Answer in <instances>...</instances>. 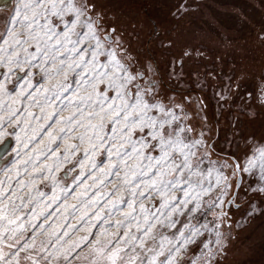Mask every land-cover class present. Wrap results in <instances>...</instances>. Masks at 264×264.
<instances>
[{
  "label": "snow or ice",
  "instance_id": "1",
  "mask_svg": "<svg viewBox=\"0 0 264 264\" xmlns=\"http://www.w3.org/2000/svg\"><path fill=\"white\" fill-rule=\"evenodd\" d=\"M103 20L95 0L0 9V264H221V197L233 186L246 204L264 197V142L212 159L184 106L164 102L151 64L146 76ZM257 95L264 105V81Z\"/></svg>",
  "mask_w": 264,
  "mask_h": 264
},
{
  "label": "rangeland",
  "instance_id": "2",
  "mask_svg": "<svg viewBox=\"0 0 264 264\" xmlns=\"http://www.w3.org/2000/svg\"><path fill=\"white\" fill-rule=\"evenodd\" d=\"M128 1L133 3L134 1L136 2L135 7L138 8L137 13L135 11L133 13V9H131L132 11L130 12L126 11L125 14L118 15L116 7L121 6V0H95L96 7L98 8L97 10L101 11L104 15L103 23L110 27V25L118 22V26L120 28H123V24L127 23L132 25L135 23L138 25L136 28H140L144 24L143 10L138 6L140 0H127V2ZM142 3L145 6L148 1L143 0ZM127 4H129V7H132V4L130 5L129 2ZM200 6V11H196L194 12L193 16H190V26L188 28L180 26L184 28V30L178 29L176 31H169V29H166L176 28V26L174 24L171 26L170 21L166 22L164 19H159L158 11L160 9L164 10L165 8L162 6V4L161 6L158 4V9H156L155 4L148 5V10L150 12L148 19L152 21L154 18L157 23L160 21L159 24L163 26V30L166 29L164 34H162V38H173V41L175 42L174 44H176V47L173 48V53L176 52L179 55L181 53V49L184 46L185 48L188 47V49L194 52L195 50L193 45L202 43L204 48L201 49L200 52L205 53V57H208L207 61H213V63L216 61L218 64L222 63V68L225 64V56H228L231 51L232 53L237 52L238 56L240 52L242 53V56L245 52L248 54L247 59L253 61L248 64L245 62L242 63V67H246L247 65L249 68L255 70L258 69V71L262 70L264 66V40H258L260 30L264 28V7L262 0H206L201 2ZM8 7H11V5L0 7V9H5ZM110 15L113 17V19H108ZM162 15L163 16L161 17L163 18H169L168 15ZM151 25L152 26H149L150 29L152 27H157L156 24L151 23ZM141 28L144 30V27ZM228 28L236 30V33L240 32V29L250 30L243 32V36L236 39L233 37V34L229 32ZM152 29L151 32L149 31V34L154 33V30ZM143 30L141 32L144 33ZM120 31L121 30H119V32ZM119 32L117 34H119ZM254 35H256L257 38ZM128 36H125V38L121 36V39L124 42V47L127 49L128 53H135V48L126 46L128 43L126 38H128ZM237 55H231L230 58L233 59L232 61L237 59ZM239 69L240 64L236 65V63H233L231 68L228 70V74L233 75L235 71L238 73ZM206 99H208V97L204 96V100ZM12 139L14 140V137ZM259 140L264 142V137L260 138ZM13 147H15V144H13ZM232 147L235 148L233 143H231V145L227 148L230 151L232 150ZM242 149V156H244L246 151L245 146H243ZM243 176L246 181L252 183L247 174H243ZM234 191L235 187L233 186V188H231L227 194V198H225V196L221 197V199L225 201L223 207L224 211L227 210V201L233 196ZM218 195L219 191L214 192L211 194L210 198L216 199ZM237 197L238 199L236 202L241 206L237 209L233 205L230 207V209L227 211L229 215L227 222L221 223L220 221H216V223L220 224L219 230L225 235V237H227L226 246L224 249L225 253H222L220 256L216 257V260H219L221 264H264V197L254 193L249 194L246 197L249 203L246 204L244 203L245 193L240 189L238 191ZM217 203H219V201H217ZM251 203L256 204L257 211L246 217L248 213L247 211H252ZM220 210L221 209L219 207L215 209L217 213ZM245 217L247 218V221L245 220ZM198 218L200 223L205 222L204 217ZM177 219L181 222H187V218L184 216H178ZM207 220H213L211 213H209L207 216ZM244 221H246L245 227L241 230L236 229L235 226L237 224H242ZM192 223H196V221L193 220ZM180 227L181 223H178L177 228ZM209 227L211 228L212 225L210 224ZM175 231V229H170L168 230V234L171 235L172 232ZM205 238L214 239V233H206L205 236L201 237L200 239L203 240ZM234 252L238 254V257H236ZM199 254V248H196L195 252H193L191 248L189 249L190 257H195Z\"/></svg>",
  "mask_w": 264,
  "mask_h": 264
},
{
  "label": "crops",
  "instance_id": "3",
  "mask_svg": "<svg viewBox=\"0 0 264 264\" xmlns=\"http://www.w3.org/2000/svg\"><path fill=\"white\" fill-rule=\"evenodd\" d=\"M203 1L206 0H148V3L145 5L146 15L150 16L148 5L155 4L156 9H158V4L160 6L162 4L165 8L164 10L160 9L158 11L159 19H164L166 22L170 21L171 26L173 24L176 26V28L166 29H169V31H176L178 29L184 30V28L180 26L186 28L190 26V16H193L194 12L200 11V4ZM181 6H183L182 12L179 11ZM173 13H177V15H173ZM162 14H165V16L168 15L169 18L161 17L163 16ZM143 16H145L144 13ZM147 16L146 18H148ZM151 23L156 24L157 27H152L153 29H151L154 30V33L149 34V31L151 32L149 28V26H152ZM159 23H157L154 18L148 23L144 20V24L141 26L144 27V30L141 27L136 28L138 25L135 23L132 25L126 23L123 24V28L119 27L121 31L118 32L122 34L121 36L124 38L129 34L128 38H126L128 42L126 46L135 48V53L132 51V53H130L135 58L133 63L138 65V67L145 72L146 76L149 75L147 65L151 64L152 71L150 75L152 79H164V90L161 84L158 85V94L164 102L168 103L171 98L175 103L182 104L184 110L192 117L188 123L198 131H203L208 143H210L216 133L228 139L225 144L227 147H229L231 143H241L249 138H255L257 132L260 130V124L255 120H247V123L241 120V115H239L240 110L237 109V99L235 98L237 89L235 78L239 76L237 74L242 70L244 72L251 71V68L247 65L246 67H242V63L244 62L246 64L253 62L247 59L248 54L244 52L242 56L240 52L238 56L237 52L232 53L230 51L228 56H225L223 68L221 67L222 63L218 64L216 61L214 63L213 61H207L208 57H205V53L200 52V50L204 48L202 43L193 45L194 52L184 46L181 49V53L178 55L176 52L173 53V48L176 47L173 38H162V34H164L166 29L163 30V26ZM142 30L144 33L141 32ZM228 30L233 34V37L237 39L243 36V32L250 29H240L238 33H236V30L230 28H228ZM254 36L256 37V35ZM258 40L261 39L258 37ZM185 53H187V55ZM234 54L237 55V59L232 61L233 59L230 57ZM233 63H236V65L240 64V69L238 73L235 71L233 75H229L228 70ZM204 96H207L208 99L204 100ZM227 106L231 110L228 114L225 113V108H227ZM247 107L253 108L254 106H249L247 104L246 108ZM177 112L179 113V109H177ZM198 112L201 113V116L207 118L206 125L205 122L202 121L201 116L196 115ZM244 128H246L247 133L242 132ZM218 157L219 156L213 153L212 159H217ZM217 191H219V189L214 190L211 194ZM229 191L230 189L228 193ZM211 194L210 196H205L204 200H209ZM225 198H227V195H225ZM247 212L246 217L250 215L249 213L252 214L250 210ZM246 217L245 220L247 221ZM246 221L240 224L239 227H237V224L235 226L236 229L241 230L244 228ZM235 254L236 257H238V254Z\"/></svg>",
  "mask_w": 264,
  "mask_h": 264
},
{
  "label": "flooded vegetation",
  "instance_id": "4",
  "mask_svg": "<svg viewBox=\"0 0 264 264\" xmlns=\"http://www.w3.org/2000/svg\"><path fill=\"white\" fill-rule=\"evenodd\" d=\"M134 1V0H133ZM148 1V0H146ZM132 7H129V4ZM127 0H121V6L116 7V11L118 13V15H123L125 14V12L127 11H132L131 9H133V13L134 11L137 13L138 12V8L135 7V1L130 2ZM143 0L139 1V8H142L143 13L145 14V16H143V20H145L146 23L150 22V20L148 18H146V7L144 6V4L142 3ZM138 3V2H137ZM263 7H264V2H262ZM97 8V7H96ZM98 9V8H97ZM114 26L116 28V32L118 33L119 31V26H118V22H115L113 25H110V27ZM138 61V60H137ZM243 73V74H242ZM242 75V78H241ZM249 75V76H248ZM246 76V77H245ZM240 79V81H239ZM155 81H157V86L159 84L162 85V89L164 90L165 85L163 83L164 79L162 80L161 78L159 79H155ZM264 81V66L263 69L258 71V69H252L251 71H241L239 72V76L236 78V94H235V98L237 99V109L240 110L239 111V115H241V120H243L244 122L247 123V120H255L257 121V123L260 124L261 130L259 132H257L256 134V139H260L263 138L264 136V105H261L258 101V95H257V89H258V85L260 82ZM144 81L141 80V83H143ZM248 93H251V97H248ZM241 101V102H240ZM247 104L249 106H254L253 108H249L247 106ZM227 111V112H226ZM230 108H225V113L228 114V112H230ZM225 114V115H227ZM243 133H247L246 128H244L242 130ZM245 140V139H244ZM228 139L225 138V136L220 135L219 133H216L215 136L212 138V140L210 141V143H208L209 145L212 146V148L214 149V154L216 156H233L235 155V157L240 158L243 157V146H245L246 141H243L241 143H236L234 144L235 148L232 147V150H228L227 146H225V144L227 143ZM236 151V152H235Z\"/></svg>",
  "mask_w": 264,
  "mask_h": 264
},
{
  "label": "water",
  "instance_id": "5",
  "mask_svg": "<svg viewBox=\"0 0 264 264\" xmlns=\"http://www.w3.org/2000/svg\"><path fill=\"white\" fill-rule=\"evenodd\" d=\"M241 175L243 176V174H242V173H241ZM238 191H239V189H236V188H235V191H234V194H233V196H234V195H236V196H237V194H238ZM233 196H232L230 199H232V198H233ZM230 199H229V200H230ZM236 204H238L236 201H235V203H233V204H228V203H227V204H226V209H227V210H225V211L227 212V211L230 209V207H231L232 205H233V206H234V207L237 209V207H236Z\"/></svg>",
  "mask_w": 264,
  "mask_h": 264
},
{
  "label": "bare ground",
  "instance_id": "6",
  "mask_svg": "<svg viewBox=\"0 0 264 264\" xmlns=\"http://www.w3.org/2000/svg\"><path fill=\"white\" fill-rule=\"evenodd\" d=\"M13 0H0V7L11 5Z\"/></svg>",
  "mask_w": 264,
  "mask_h": 264
},
{
  "label": "trees",
  "instance_id": "7",
  "mask_svg": "<svg viewBox=\"0 0 264 264\" xmlns=\"http://www.w3.org/2000/svg\"><path fill=\"white\" fill-rule=\"evenodd\" d=\"M263 52H264V50H263ZM232 254V253H231Z\"/></svg>",
  "mask_w": 264,
  "mask_h": 264
}]
</instances>
